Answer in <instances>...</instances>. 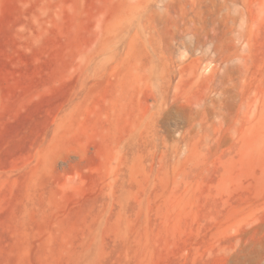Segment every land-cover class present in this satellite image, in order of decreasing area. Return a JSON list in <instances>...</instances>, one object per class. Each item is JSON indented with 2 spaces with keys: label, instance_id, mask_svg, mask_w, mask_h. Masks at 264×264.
<instances>
[{
  "label": "rangeland",
  "instance_id": "374dc122",
  "mask_svg": "<svg viewBox=\"0 0 264 264\" xmlns=\"http://www.w3.org/2000/svg\"><path fill=\"white\" fill-rule=\"evenodd\" d=\"M0 264H264V0H0Z\"/></svg>",
  "mask_w": 264,
  "mask_h": 264
},
{
  "label": "bare ground",
  "instance_id": "6f19581e",
  "mask_svg": "<svg viewBox=\"0 0 264 264\" xmlns=\"http://www.w3.org/2000/svg\"><path fill=\"white\" fill-rule=\"evenodd\" d=\"M177 17V16H176ZM175 18V17H174ZM175 24V23H174ZM185 24H187V23H185ZM177 26V25H176ZM184 26V25H183ZM183 26H182V28H183ZM188 27V26H187ZM179 28V27H178ZM185 28V27H184ZM187 29V28H186ZM179 41V40H178Z\"/></svg>",
  "mask_w": 264,
  "mask_h": 264
}]
</instances>
